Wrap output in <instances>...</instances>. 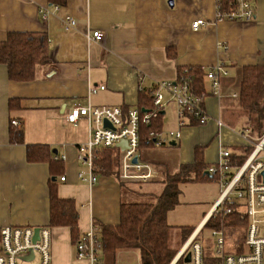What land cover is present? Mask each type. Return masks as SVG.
<instances>
[{"label": "crops", "instance_id": "obj_1", "mask_svg": "<svg viewBox=\"0 0 264 264\" xmlns=\"http://www.w3.org/2000/svg\"><path fill=\"white\" fill-rule=\"evenodd\" d=\"M168 2L65 0L64 5L52 6L49 0H0V43L13 33L44 34L51 60L47 66H37L35 79L25 83L11 81L7 67L0 65V227H48L51 184L60 199L75 203L80 237L93 227L101 231V227L120 224L125 197L116 176L119 152L114 154L116 175L99 174L98 168L97 184H84L78 177L85 168L78 161L77 147L88 142L90 130L85 119L77 125L67 122L74 107L138 108L141 95L152 97L158 83L175 82L182 69L207 70L222 63L231 75L242 76L244 67L264 66V0H254L252 22L223 23H216L215 0H174L173 7ZM68 18L76 22L71 30L66 28ZM197 20L207 25L195 31L192 24ZM94 32L103 34L101 42L92 39ZM205 84L209 89L206 80ZM100 87L106 90L90 94L91 88ZM12 100L19 107L10 110ZM237 103L210 97L205 101L210 118L206 125L189 120L184 128L175 124L167 129L169 104L161 131H179L181 139L176 146L142 149V161L161 175L147 184L124 183L134 185L131 193L146 199L161 195L165 179L194 163L197 147L205 148L206 165L219 161L223 146L242 156L240 149L246 143L241 134L249 127ZM13 121L24 128L23 144L10 143ZM28 145L47 146L54 160L56 155H65L59 175L53 176L50 162H29ZM182 196L183 190L180 200ZM213 206L196 229L205 225ZM51 230L52 264H90L78 259L77 242L69 228ZM134 254L102 253L100 264H121L123 257Z\"/></svg>", "mask_w": 264, "mask_h": 264}, {"label": "built area", "instance_id": "obj_2", "mask_svg": "<svg viewBox=\"0 0 264 264\" xmlns=\"http://www.w3.org/2000/svg\"><path fill=\"white\" fill-rule=\"evenodd\" d=\"M216 23L252 22L256 17L254 0H215ZM59 10L58 7L55 8ZM76 25L73 19H67L66 28L71 30ZM207 24L204 20L193 22L197 31ZM103 34L94 32L92 39L103 40ZM205 80L209 89L197 92L194 89L188 70L175 82L158 83L151 92L154 109L143 115L138 108L124 110L120 107L76 106L67 115L69 124L77 125L81 119L88 121L90 138L87 143L77 147V158L85 168L78 174L79 179L89 186L98 182L96 160L101 151L118 150L117 176L121 182L128 184H147L160 178V173L141 159L140 127L150 126L158 116L164 113L169 104L176 105L179 128L195 121L198 126L206 125L210 118L205 110V101L210 98L219 100L228 98L239 101L243 79L233 76L222 63L205 70ZM106 87L91 88L90 94L105 91ZM228 91V93H227ZM171 100L166 103L165 94ZM108 122L112 128L106 125ZM221 125L220 122H218ZM12 125L20 126L18 121ZM246 147L250 150L242 164L234 165L238 157L231 147L223 146L219 161L208 170L216 178L221 195L210 213L211 218H226L239 214L245 219L244 227L229 228L223 225L212 230L215 251L207 258L202 243L198 242L202 228H198L182 247L176 260H183L188 254L191 261L187 264H264V135L254 137L250 129L242 134ZM153 147L164 148L181 139L179 131H156L151 133ZM126 143V149L119 145ZM138 160L135 163V160ZM65 155L55 156V161L65 162ZM66 178L62 177L61 182ZM206 222V223H207ZM205 223V225H206ZM39 229L38 240H35ZM98 230L92 228L83 234L76 244L79 260L90 264H100L102 243L97 236ZM33 255V260L25 258ZM52 230L49 227L33 226L0 227V264H52ZM186 264V263H184Z\"/></svg>", "mask_w": 264, "mask_h": 264}, {"label": "trees", "instance_id": "obj_3", "mask_svg": "<svg viewBox=\"0 0 264 264\" xmlns=\"http://www.w3.org/2000/svg\"><path fill=\"white\" fill-rule=\"evenodd\" d=\"M52 6H61L65 0H49ZM49 42L44 34L13 33L7 41L0 43V65L7 67L8 76L11 81L31 82L35 79L37 66H47L50 62ZM194 89L200 92L205 89V69L188 68ZM180 71V76L184 74ZM241 77L243 79L239 103L246 113L247 125L254 137L264 135V66L244 67ZM19 107L15 100L10 101L9 108L13 110ZM153 98L141 95L139 111L144 113L154 109ZM128 110V109H124ZM164 114L158 111V116L152 120L150 126L140 127V148L153 146L151 133L161 131ZM194 125L197 123L192 122ZM24 128L22 124L15 127L11 124L10 143L23 144ZM204 147L195 149V161L192 165L182 166L177 175L169 176L164 181V191L154 202L127 203L121 206V222L118 226H104L98 231L97 236L102 243V253L116 256L121 252L139 253L141 264H171L176 256V250L171 249L169 244L170 233L174 227L168 224L169 213L180 204L182 186L199 181H208L216 178L207 175L211 165L204 161ZM243 154L234 159V165L242 164L245 155L250 152L248 148H242ZM115 150H107L99 153L96 166L100 168L99 174L116 175L114 171ZM52 157V161H51ZM27 159L31 163L50 162L53 176L59 175L62 162L55 161L54 155L47 146L28 145ZM117 176V175H116ZM211 177V178H210ZM118 178V177H117ZM119 180V178H118ZM120 181V180H119ZM121 182V181H120ZM122 187L134 191L131 186L121 182ZM137 186V185H135ZM133 194V193H132ZM151 197V196H150ZM149 197V198H150ZM148 198V199H149ZM226 227H244L245 219L239 214L228 216L223 219L211 218L202 230L219 229L221 223ZM79 214L72 200L60 199L57 187H50V223L49 228H69L72 233L73 242H78L79 236ZM183 236L187 243L190 235L196 230L189 227L183 228ZM177 264H184L183 260Z\"/></svg>", "mask_w": 264, "mask_h": 264}, {"label": "rangeland", "instance_id": "obj_4", "mask_svg": "<svg viewBox=\"0 0 264 264\" xmlns=\"http://www.w3.org/2000/svg\"><path fill=\"white\" fill-rule=\"evenodd\" d=\"M166 103L171 100L170 95L165 94ZM238 106L240 103L238 101ZM241 108V106H240ZM167 118H169L170 122H165V128L172 129L175 124L177 125V114L175 110V105L170 104L166 108ZM244 123V122H243ZM172 124V125H171ZM171 126V127H170ZM239 132V127L237 128ZM213 154L216 155L215 151ZM134 186V185H129ZM136 188V187H135ZM183 196L181 197L179 206L169 213L168 216V224L173 226L170 233L169 244L171 249L176 250V256L171 264L177 259L180 250L184 246V236H183V228L189 227L191 229H196L202 224V220L208 210L213 206V204L217 201V199L221 195L220 186L216 181H199L189 183L183 186ZM124 202L127 203H144V202H154V197H150L149 199L142 198V196L132 194L131 191L127 188L124 189ZM219 219V218H213ZM222 225V223H221ZM235 228V227H229ZM197 230V229H196ZM195 230V231H196ZM212 230L213 229H205L202 230L198 242L202 243L204 247V252L206 257H212L215 248L213 246V238H212ZM195 231L190 235V237L195 233ZM138 254V253H137ZM130 255L129 259L127 257H123L121 264H141V260L139 254ZM126 256V255H125ZM128 259V260H126ZM180 261V260H179ZM120 262V260H119ZM118 262V263H119ZM178 263V262H177Z\"/></svg>", "mask_w": 264, "mask_h": 264}, {"label": "water", "instance_id": "obj_5", "mask_svg": "<svg viewBox=\"0 0 264 264\" xmlns=\"http://www.w3.org/2000/svg\"><path fill=\"white\" fill-rule=\"evenodd\" d=\"M168 4H169L170 7H173V6H174V0H169ZM106 125H107L109 128H112V126H111L108 122H106ZM171 145H172V146H176L175 142H172ZM119 147H120L122 150H125V149H126V143H121V144L119 145ZM56 152H57V151H54V153H56ZM134 162L137 163L138 160L136 159ZM207 175H209V174L207 173ZM263 175H264V174H263ZM38 234H39V229L36 230V237H35V240H38ZM24 260H26V261H31V260H33V255H31V256L28 257V258H25ZM178 261H179V260L174 261L173 264H177ZM190 261H191V255L188 254V255L186 256V258L184 259V263L187 264V263H190Z\"/></svg>", "mask_w": 264, "mask_h": 264}]
</instances>
